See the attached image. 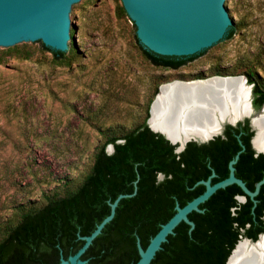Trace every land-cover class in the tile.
Segmentation results:
<instances>
[{
    "label": "trees",
    "instance_id": "16d2710c",
    "mask_svg": "<svg viewBox=\"0 0 264 264\" xmlns=\"http://www.w3.org/2000/svg\"><path fill=\"white\" fill-rule=\"evenodd\" d=\"M115 3L117 17L128 18L122 0H115ZM236 30V26H232L225 39L233 37ZM75 32L72 23L68 51L55 50L42 41L40 48L27 43L15 44L0 51V65L9 57L31 60L38 52L41 56L49 53L48 62L53 66H71L79 56ZM134 37L142 57L163 69H179L207 50L191 56L162 55L147 49L136 31ZM213 75H245L253 85L254 107L262 108L264 78L254 64L236 65L232 69L216 67L208 76L199 73L194 78ZM170 80L160 77L155 81L140 122L131 127L99 128L103 140L96 147L89 170L81 178L69 179L45 192L42 202L29 201L14 206V213L19 216L8 217L0 224V264L5 262L7 254L10 259H19L21 254L42 252V247L60 240L73 244L78 241L74 251L78 250L84 244L80 236L90 235L96 229L110 214V203L121 194L133 195L120 200L114 218L88 250L95 247L92 258L99 261L111 259L110 255L117 249L116 264L136 263L140 258L138 238L146 247L162 224L176 213L177 202L184 206L204 192L206 186L196 184L199 180L208 179L216 166L225 169V173L213 178V182L228 176L227 162L242 150V140L248 143L244 135L253 134L249 131V121L245 126L242 122L237 126L228 124L224 135L205 143L190 141L183 151L176 152V145L162 133L152 130L147 122L153 97L160 85ZM110 144L114 146L112 152L108 151ZM160 173L164 174L161 180ZM231 190L242 192L238 184H231L213 195L230 196ZM210 199L200 205L204 211L189 214L196 223L195 228L190 231V225L182 221L162 244L151 264H226L240 237V227L236 225L240 215H232L223 226H218V219L213 224L211 211L206 208ZM99 242L103 243L101 247L96 246Z\"/></svg>",
    "mask_w": 264,
    "mask_h": 264
},
{
    "label": "rangeland",
    "instance_id": "374dc122",
    "mask_svg": "<svg viewBox=\"0 0 264 264\" xmlns=\"http://www.w3.org/2000/svg\"><path fill=\"white\" fill-rule=\"evenodd\" d=\"M229 10L242 29L176 70L142 57L136 25L117 17L115 0H89L73 16L84 25L88 62L78 56L71 66H53L49 53L37 52L1 64L0 222L17 203L42 202L45 192L81 178L103 140L99 128L140 122L160 77L190 80L254 64L264 78V0H234Z\"/></svg>",
    "mask_w": 264,
    "mask_h": 264
},
{
    "label": "water",
    "instance_id": "95a60500",
    "mask_svg": "<svg viewBox=\"0 0 264 264\" xmlns=\"http://www.w3.org/2000/svg\"><path fill=\"white\" fill-rule=\"evenodd\" d=\"M89 0H0V51L15 44L27 43L30 45H45L60 51L69 50L71 39L72 23L75 25V39L79 51V60L88 62L84 52V25L73 16ZM234 0H122V3L130 17L136 25V34L139 41L149 50L162 55L191 56L206 50L193 60L205 56L216 49L225 40V37L232 26L237 30L242 29L232 13L230 7ZM74 8H72V6ZM223 39V40H222ZM192 60V61H193ZM209 80V81H208ZM208 82V83H207ZM172 84H186L193 89L201 90L208 87L230 85L231 88L241 86L250 89V114L221 117L219 112H214L218 129L208 136L199 134L185 135L180 133L178 137L172 138L165 130L155 128L152 125L153 109L161 105L165 96L163 87ZM253 85L248 83L245 75H213L205 78H194L190 80L173 79L162 83L159 91L150 106V116L148 124L156 132H160L176 145V152L183 151L190 141L200 143L208 142L215 137L222 135L226 125L237 126L240 122L249 118L255 130V138L258 133L256 120L264 116V104L260 112L255 109L252 98ZM224 96V92L222 93ZM231 99L229 98V101ZM234 104L230 101L228 107L232 109ZM254 138V139H255ZM109 152L114 150L112 144L108 147ZM240 150L235 158L230 161V174L228 177L212 183L213 172L208 179L199 180L196 184H204L206 189L200 195L190 200L186 205L176 204V213L164 224L160 230L151 238L149 244L144 247L138 238V249L140 258L133 264H151L156 253L162 248V244L168 240L170 234L175 233V228L185 221L190 225V231L195 228V221L189 217L193 211H203L200 207L215 192L231 184H238L248 195L255 197L264 183V179L257 184L252 191L246 183L235 174V164L237 163ZM158 178H164L160 173ZM133 194H121L115 201L111 202V212L96 227L90 235H82L84 244L78 251L71 255L69 259H64L62 264H86L82 259L83 254L93 243L94 239L102 232L103 228L110 222L115 214L120 200ZM264 234H261L259 239ZM258 239V240H259ZM258 240L245 238L243 241L248 246L255 245ZM236 244L228 257L227 264L235 255L238 245Z\"/></svg>",
    "mask_w": 264,
    "mask_h": 264
},
{
    "label": "bare ground",
    "instance_id": "6f19581e",
    "mask_svg": "<svg viewBox=\"0 0 264 264\" xmlns=\"http://www.w3.org/2000/svg\"><path fill=\"white\" fill-rule=\"evenodd\" d=\"M229 86L208 87L203 91L186 84L164 86L163 102L153 109V127L165 130L172 138L178 137L180 133L208 136L219 127L214 112H219L222 118L231 113V116L250 114V89ZM229 98L234 104L232 109L228 107ZM255 122L258 127L255 146L263 149L264 116ZM230 264H264V235L253 246L242 241Z\"/></svg>",
    "mask_w": 264,
    "mask_h": 264
},
{
    "label": "flooded vegetation",
    "instance_id": "af4514ba",
    "mask_svg": "<svg viewBox=\"0 0 264 264\" xmlns=\"http://www.w3.org/2000/svg\"><path fill=\"white\" fill-rule=\"evenodd\" d=\"M247 120L249 121V126H250L249 131H253V134L249 137L248 134L244 135V137H246V139H248L249 141L247 143L242 140V161L240 162L237 161V163L235 164V174L237 177L242 178V180L246 183V185L252 191H254L257 187V184L264 179V156H262L264 155V148L261 149L255 146V139H256L255 130L251 125L250 119L246 118L244 121H242V125L245 126L247 124ZM222 135H224V133ZM230 161L227 162L228 168H226L229 169V174H230V166H229ZM213 172H215L216 175L212 177V183H215L213 182V178L222 176L225 173V169L220 168L219 166L217 168L216 166L213 168L212 173ZM230 193H231L230 196L212 195L210 197L211 199L206 205V208H208L211 211L210 213V217L212 220L211 222H213L214 224V220L218 219L220 221L218 226L219 225L223 226L225 221L230 220L229 217H231L232 215L235 216L239 214L240 217L238 220H236V225L240 227L239 228L240 237L237 243L241 239L243 241L245 238L252 239L253 241L258 240L260 235L264 234V183L261 184L260 190L258 194L255 195V197H251L243 189L242 192L231 190ZM202 209L204 211L205 208ZM12 216H19V215L17 213H12L10 217ZM4 222L5 221L0 222V224ZM60 241L53 243L52 246L44 247V248L42 247V249H44L42 252L21 254V257L19 259H14V260L10 259L9 254H7L4 256L5 262L3 264H62V261L64 259L68 260L71 255L75 254L78 251V250L74 251L76 245L78 244V241H76L74 244L68 241L66 242L61 241L62 243H60ZM98 244L96 246L101 247L103 243L99 242ZM94 249L95 247H93L90 250H87L83 254L82 259L87 261L86 264H116L117 263V249H115V251L111 255L108 254L111 256V259L104 258V259H100L99 261L94 260L92 258V256L94 255L92 253ZM227 260H226V264H227Z\"/></svg>",
    "mask_w": 264,
    "mask_h": 264
}]
</instances>
